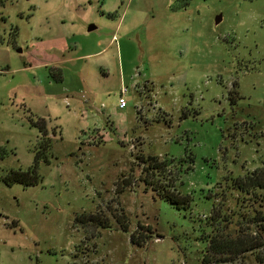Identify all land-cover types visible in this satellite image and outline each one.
I'll return each instance as SVG.
<instances>
[{
	"label": "rangeland",
	"instance_id": "374dc122",
	"mask_svg": "<svg viewBox=\"0 0 264 264\" xmlns=\"http://www.w3.org/2000/svg\"><path fill=\"white\" fill-rule=\"evenodd\" d=\"M262 162L264 0H0V264H201Z\"/></svg>",
	"mask_w": 264,
	"mask_h": 264
},
{
	"label": "trees",
	"instance_id": "16d2710c",
	"mask_svg": "<svg viewBox=\"0 0 264 264\" xmlns=\"http://www.w3.org/2000/svg\"><path fill=\"white\" fill-rule=\"evenodd\" d=\"M39 129L42 131L41 125H39ZM48 147V141L43 140L40 144L41 150L36 152L33 164L24 171L10 170L4 177L5 183L23 186L39 184L41 177L37 173V165ZM136 158L147 163L151 170L162 171L168 165V163L160 162L156 157L147 156L143 158L142 155H138ZM231 187L239 193L250 196L253 204L257 205L248 219L251 229L237 228L233 234H223L217 231L213 236H207L208 245L201 259V264H264V162L252 172L234 179ZM161 192L158 196L171 203H187L188 197H180L179 193H169L166 187ZM213 208L208 219L210 222H217L220 217ZM89 221L94 223L95 217L90 216ZM96 224L100 227L108 226L102 223V220ZM133 237L131 238L132 241Z\"/></svg>",
	"mask_w": 264,
	"mask_h": 264
},
{
	"label": "built area",
	"instance_id": "2783aa9c",
	"mask_svg": "<svg viewBox=\"0 0 264 264\" xmlns=\"http://www.w3.org/2000/svg\"><path fill=\"white\" fill-rule=\"evenodd\" d=\"M126 92V90L125 89H122L121 91H120V94H119V97H118V107L120 108V109H122V108H124L125 107V101H124V98H123V95H124V93Z\"/></svg>",
	"mask_w": 264,
	"mask_h": 264
},
{
	"label": "water",
	"instance_id": "95a60500",
	"mask_svg": "<svg viewBox=\"0 0 264 264\" xmlns=\"http://www.w3.org/2000/svg\"><path fill=\"white\" fill-rule=\"evenodd\" d=\"M218 21H219V18L218 19H216V23H218ZM93 29V28H92ZM89 30H91V28H89Z\"/></svg>",
	"mask_w": 264,
	"mask_h": 264
}]
</instances>
